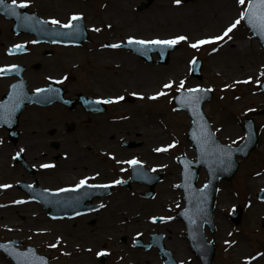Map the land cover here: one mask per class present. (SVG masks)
<instances>
[{
	"label": "rangeland",
	"instance_id": "obj_1",
	"mask_svg": "<svg viewBox=\"0 0 264 264\" xmlns=\"http://www.w3.org/2000/svg\"><path fill=\"white\" fill-rule=\"evenodd\" d=\"M142 1L143 0H122L125 7L107 16L106 11L113 7V5L103 6L107 1H103L102 3L101 0H49L48 2L44 0H31V4L27 7V10L36 13L42 18L54 17L62 22H66L69 13H82L86 25L91 24L94 27L103 26L100 32H91L87 30L89 34L88 39L78 47L47 46L45 44L36 45L31 35L23 33L13 34L11 32V24H9L11 22L8 23V20L0 17V44H3L5 47L7 44L14 41L26 42L28 43L27 46L31 54L26 55L27 58L25 61L29 63H41V68H46V65H50V67L54 68L51 71H41V68L38 71H33L32 69L29 71V69H27L24 76L27 79L29 87L37 84L40 85L44 82V75L42 73H50L54 76H59L65 71L67 79H65V84L63 86L67 88L69 92L68 95H73L81 91L82 93H91L99 97H112L116 96L117 93L126 96L125 98L127 100L122 101V103L119 104L118 102L115 106L110 104V106L107 107V112L101 114L100 117L89 116L92 118L93 122L97 121L98 118H101L102 121L108 119L107 124L110 125L111 122L112 130L113 128L115 129V132L112 134L113 136H124V141L138 143L135 147H123L122 150H124V152L118 156L124 158L129 156L136 158L141 157L145 160L147 166L150 164L152 165V163L156 165V171H160L163 175L161 181L154 187L155 195L150 199L143 197L146 187L131 185L132 187L126 189L120 186L114 189L113 197L118 198L122 196L126 199L128 198L129 203L123 202L122 204H117V199L114 203L110 200L109 208L107 207L101 210L100 213H89L84 217H78L73 220H55L46 215L40 204L30 201L27 195L16 187L17 182L26 180L34 181L35 178H37L39 184L55 187L70 180L74 181L76 176L85 175L88 172H99L102 174L100 179H112L114 173L117 174L116 167V171L112 170L114 167L110 170L109 165H111V161L108 159L107 161H103L100 157L94 162V166L88 162V165H86V167L82 166V169L77 167L76 174L65 175V177L58 176L56 172L45 175L43 171L37 170L36 167L38 162L44 159L55 161L54 157L56 155L60 156L58 153H66L69 155L70 151L77 153L79 145L85 144V142H83L85 137L91 141L90 143L94 144V147L98 148L99 152L102 149L111 150L109 136L105 135V137H103V135L97 133L96 137L93 135L92 130L89 129L88 131H84L82 127L67 133L62 124L67 120L69 116L68 113L64 112L63 116L62 113L54 110L56 106L31 108L36 106L29 105L19 117L21 133L22 129L26 127L32 128V126H29L32 123H27L26 120L36 115L40 119H46L42 124L43 126L39 136L41 139L48 140L47 146L45 145L39 148V150L45 151V158L38 156L37 150L35 149L29 153H23L25 159L29 163L35 165L34 173L30 174L21 164L15 163L13 159L14 152L12 153V151L23 143L22 134L16 142L12 143L8 140L5 129L0 127V141H2L0 142L2 144L0 148L8 146L6 147L7 149L3 151V155L5 156L4 162L0 166V181H8L9 184L12 185L9 191L0 194V201H2L0 205H6V207H0V212H2V209H12L10 212H5L7 216L1 215L0 213V240L15 238L21 241L22 245L20 248H24L26 245L34 246L37 252L50 257L51 264H100L98 259L95 258V253L102 249L108 252V256L103 264H117L118 260L125 258L132 262V264H154L155 261L158 260L157 255L151 257V251H144L133 245V241L137 238L147 241V237L152 231H163L167 235L165 239L166 245L170 248L173 256H175L177 261H184V258H182L180 254H177V251L171 247L172 244L169 242L171 235L172 240L176 237L177 240H181L185 246L187 245L185 239L182 238V233L184 231L183 224L180 223L175 216V212L178 208L183 206L181 192L176 187L179 182V166L176 163V158L182 153L189 157H194V154L190 148V144L186 140V130L190 125V119L184 111L176 108L171 100L176 93L175 85L168 96H162L157 100L150 101L145 98H134L132 96V93H134L133 90L144 92V88L136 84L132 85L129 82L131 79L129 75L133 73L135 69L131 72L123 71L119 74L120 72H118V70L123 67V65L118 68L109 65L106 67V70H104L101 68L102 66H100V64H97L98 61L102 60L116 63L120 62L118 59H121V56H119L121 53L117 52V54L114 52L117 49H108L111 51V54H104V50H99L98 47H101L99 43L103 41H118L117 39L123 37V35L152 38L154 36L168 37L176 34H185V32L182 33V30L179 28H171L175 22L177 23V20L171 17L174 16V12L177 11L178 7L187 9L190 5L189 3L186 4L185 1L182 0V3L177 6L173 3V0H154L151 5L147 3L145 10L139 11L137 5ZM232 1L235 3L236 9L231 16L235 18L239 5L236 3V0ZM162 6L165 7L163 8ZM165 9L168 13L165 12ZM121 12L124 14L117 18L116 16ZM130 13H132V15H130ZM155 14H158L156 15L158 18L166 14L169 23H167V25L159 24V26H154L153 28L139 29L137 27L138 23L142 20L146 21V23L150 22L151 19L149 16ZM136 21H138V23ZM105 23L112 25L111 32L105 31ZM217 31L213 32L207 30L203 32V34L195 33L192 37H189V39L212 35L217 33ZM240 39L254 41L251 33H249L243 22L235 29L232 41H238ZM255 42L257 43V41ZM214 46L215 45H209L207 47L202 46L197 50L190 48L187 42H181L177 45V48L170 53L167 64H157L156 57H154V61L150 63H145L139 59L140 61L137 60V69H141V66L155 68V70H153V74L157 76L154 85L155 91L159 90L162 83L168 80L179 81L181 79L186 80V87L200 85L212 89V98L204 103L203 110L211 122L214 131L217 132V136L224 142L231 144L237 143V141L242 139L244 134L241 121L245 117H251L254 120L255 126L259 131L258 147L253 149L247 158L238 159L239 165L237 172L230 181L219 182V191L216 197L217 205L214 215L216 218L226 222V229H222L216 220V232L211 233L207 231V237L216 240V253L212 264H244L245 257L255 256L257 252L264 253V225L261 223V217L264 215V202L258 201L256 198V192L263 186L257 187L253 192L250 190L251 192L247 194L248 197H250L248 199L245 196L247 191L245 192L243 182L241 181L248 175L249 177L247 178L253 176L252 173L254 172H264V150L261 151V148L264 149V142L262 141V137L264 138V113L261 112L264 106V94L259 90V85L255 83L257 78L261 81L263 79L259 77V72L263 71L264 51L260 47L259 54L256 55L254 60V67L245 72L248 74L252 69L258 70V73L252 76L253 81L248 84H236L232 87L231 85L236 81L234 80L236 78H233L230 73L227 77H223L218 72L216 65L210 61L211 57L215 54L211 51V48ZM45 49H51L52 56H44L42 51ZM194 56L202 60L201 79L194 78L189 74V61ZM12 61L25 63L24 55L10 58L4 54L3 48H0V64ZM92 65H96V67L93 68ZM87 67H91V70ZM113 68H115V70ZM115 73L118 75H114ZM4 81L5 79H0V96L4 91ZM225 84L230 85V87L225 88ZM129 97H131V100ZM135 110L138 113V117L140 116V119L142 118L141 120L145 119V122L139 121V119L137 120V117L132 115ZM80 113H82L81 110H75V112L70 114L80 116ZM127 113L132 115L131 119L127 121H114L115 117L118 119L120 116L127 115ZM111 116L112 120L110 118ZM74 117L75 116H72V118ZM226 120L233 122V124H229L231 126L229 129L226 127L227 124H225L226 126L224 127L223 123H225ZM133 122L134 126L129 129L127 124L129 125ZM149 122H152V126L157 128L158 134L155 135L146 132ZM78 126H80V124H78ZM94 126L99 128L98 124ZM59 129H62V131H59ZM51 131L53 132L51 133ZM51 139H53L55 143H58L56 148L51 145ZM172 141L178 142L175 147L169 149L167 152L157 153L156 157L152 156V151H150L148 147L150 144L158 147L169 144ZM80 156L79 154V158L82 160ZM84 156L90 157L92 154L88 155L87 152V155L84 154ZM58 158L59 159L55 162L59 165L57 168H60V164L67 161V158ZM77 163H75V165ZM64 164H66V162ZM102 167L104 170H101ZM44 176H49L50 179L46 181L42 178ZM198 178V183L200 185L206 180V175L203 170L200 171ZM4 184H7V182H4ZM14 200H24L26 203H23L24 205L21 207L20 204L11 203ZM236 204L244 209L242 221L238 226L228 220V213ZM252 204L262 205V210L254 212V206H251ZM121 210L126 211L128 215L132 213L133 215L137 214L135 217H132V219L137 220L126 221V230L123 233L115 234L108 228L106 223L112 221L114 218H116V220L119 219L117 218L119 216L117 213H121ZM21 211L24 214L21 213ZM110 211H112L111 216L108 214ZM140 212L142 213L141 217L139 215ZM153 216H172L173 219L166 222L153 223L151 220ZM32 217L37 220L36 225L38 227L42 229L49 228V230H51L50 236L55 239L52 243L56 242L57 237L61 238L60 246L57 248H50L44 243V238L41 233L34 235L30 232L32 227H34V222L33 219L31 222L28 221V219ZM90 219L94 220V224H89L91 221ZM117 222L121 223L119 220H117ZM6 224H11V230L6 228ZM173 227H175V229H172ZM110 228L112 229L113 227ZM137 233L140 235H137ZM229 233H231V235H229ZM123 236L126 237L125 241L122 240ZM68 239L69 242L72 243L71 252L70 248L63 244L64 240ZM172 240L170 241L172 242ZM226 240L236 241V243L229 246L225 244ZM172 243L174 247H177V243L180 245L179 241ZM241 244L243 248H239ZM81 246H85L87 251L84 253L81 252ZM236 247L238 248L237 250H235ZM88 249H91V251H88ZM186 250L188 257L192 259L188 264H200L193 256L189 247L186 246ZM65 253H67V255ZM187 253L185 255H187ZM262 257H264V255H262ZM1 262L4 264H12L2 252H0V263Z\"/></svg>",
	"mask_w": 264,
	"mask_h": 264
},
{
	"label": "snow or ice",
	"instance_id": "obj_2",
	"mask_svg": "<svg viewBox=\"0 0 264 264\" xmlns=\"http://www.w3.org/2000/svg\"><path fill=\"white\" fill-rule=\"evenodd\" d=\"M31 3V0H11V4H5V0H0V6H2L4 9L7 10L9 15L15 16L18 19L23 18L25 21H31L34 19V17L28 16L27 14H22L21 12L17 11L18 8L23 9L27 8ZM173 3L177 6H179L182 3V0H173ZM236 3L239 5V8L237 10V15L235 18H233L232 21H230L222 30L221 32L217 34L212 35H205L200 38H196L194 40L189 39V36L186 34H176L171 35L168 37H160V36H154L152 38H141L134 35H129L126 39V43L129 46H137L136 51L140 52L143 55H147L149 51L152 50H158L161 55L164 54V51L166 49L174 48L176 45L180 44L181 42H187L188 46L192 49H200L202 46L205 45H216L217 43H224L225 40H231L233 31L237 29L239 25H241L242 22H245L246 26L249 27L254 33L258 34L262 40H264V0H236ZM83 14L82 13H73L69 16L67 19V22H62L59 19L56 18H50L49 20H39L37 21L40 24H52L59 26L62 29H68L70 31L61 33L63 36H72L75 33H78L81 30V25L78 22L82 20ZM108 27H111V25H108ZM94 31L100 32L101 29L99 27H94ZM123 43L125 41L121 40L118 43H112V44H105L101 45V47H107V48H113L118 49L122 47ZM24 45L23 44H16L13 45L12 48L8 49L9 54H12L14 50H23ZM212 52H217V47L211 48ZM197 58L194 56L189 61V64L192 65V67L189 69L190 71H195V65L197 64ZM18 68L17 65H5L0 67V75H5L9 72L16 71ZM259 77H264V71L259 72ZM52 77H49V80H51ZM64 79H67V77H64ZM253 81L252 76H248L244 80H236L231 85L234 87L236 84H248ZM55 83L61 84L63 83V80H56ZM255 83L257 85L261 84V80L257 78L255 80ZM175 85V92L179 95L174 97V99L178 100L181 105H183L186 108H189L194 116L200 117L202 120L203 117L201 116L199 112V104L204 94L207 92L212 91L210 88H204L200 85H196L194 87H186V80L181 79L179 81L175 80H168L167 82L162 83V86L159 90H157L153 95L149 96L148 99L151 100H157L158 98L162 96H168L169 92L173 89ZM13 90L17 88V85L13 84L11 86ZM225 88L230 87V85L225 84ZM58 89H53L51 87L48 88H41L37 87L35 89V92L37 94H42L45 92H58ZM134 96H139L141 99H143L142 93H132ZM21 97L19 94L16 93H10V101L6 102L2 105H0V122L3 123H9L12 113L15 111V109L19 105ZM124 100V96L116 95L108 98H97V100L94 102L96 104H113L118 103L120 101ZM87 103V102H86ZM175 110V109H174ZM200 135L197 136L196 133H194V138L197 139L199 145H200V151L202 156L213 159L215 163H218L220 165H224L226 162H230V157L232 155V149L228 145H221L218 144L214 139V134L210 131H207V124H200L199 127ZM2 142V141H0ZM177 141H172L169 144L158 146L154 149L155 152H167L169 149L175 147L177 144ZM235 143V142H233ZM24 151L23 148H21L17 153L16 156H19ZM111 159L115 160L117 164H127L130 168L133 169L134 173L136 172L138 167L143 166V161L140 159L133 157L131 159L127 160H117L115 155L109 153L108 154ZM41 168H53L55 167L54 164H41ZM120 171H126V169L121 168ZM152 171H156L155 168L152 169ZM100 175L99 172L95 173L93 176H83L79 179L77 183H75L73 186L69 188H61L57 189V192H75L80 189L88 188V189H107L110 187H113L115 185H120L122 183H125L122 179H113L109 183H89L90 180H95ZM259 175V173H257ZM12 185L10 184H0V189H7L11 188ZM30 187V186H29ZM176 187H186V185H176ZM208 188V184L204 185V188L201 189V192L206 191ZM47 191V190H45ZM261 191H264L262 189ZM11 203L14 204H22L26 203L24 200H14ZM0 207H6V205H0ZM100 208L105 207L104 204L99 205ZM179 207V206H177ZM187 215V212L185 213ZM172 216H160L151 217V220L153 223H156L157 221L160 222H166L169 220H172ZM191 221V218H190ZM11 230V229H9ZM137 235H140L137 233ZM231 235V233H229ZM236 241H225V244L232 246L235 244ZM61 244V238L57 237L55 243H51L48 246L50 248H57ZM0 248L5 249V251H8V247L5 244H0ZM88 251H91V249H88ZM11 255L17 260V264H47V261L43 256H37L35 254V251L31 248H29L27 251H12L10 252ZM67 255V253H65ZM108 253L106 250H101L96 253L97 256L103 257L107 255ZM264 255V253L257 252L255 256L245 257L244 264H251V261L256 260L257 257H260ZM183 264V262H181Z\"/></svg>",
	"mask_w": 264,
	"mask_h": 264
},
{
	"label": "bare ground",
	"instance_id": "obj_3",
	"mask_svg": "<svg viewBox=\"0 0 264 264\" xmlns=\"http://www.w3.org/2000/svg\"><path fill=\"white\" fill-rule=\"evenodd\" d=\"M45 2L49 1V0H44ZM58 1V0H55ZM109 1V5H113L112 8H110V10L106 11L107 16L111 15L114 13H116L119 9H122L125 7V4L122 2V0H107ZM186 4H190L187 9H184L183 7H178L177 11L174 12V16L171 17L174 20H177V23L175 22L171 28L175 29V28H179L180 30H182V33L185 32L186 35H188L189 37H192L195 33L198 34H203V32L209 30V31H213L219 33L221 32V30L230 22L233 20L234 16H231L234 11H235V3L232 0H184ZM115 9V10H114ZM114 10V11H113ZM156 12V11H155ZM163 12V11H162ZM165 12H167V10L165 9ZM168 13V12H167ZM124 14L123 12H121L118 16H116L117 18ZM130 15H132V13H130ZM158 14L155 15H150L149 18L151 19L150 22L146 23V21H140L138 23V21H136L138 23L137 27L139 29H143V28H153L154 26H159L160 25H167V23H169V19L166 17L165 15H161L156 16ZM106 16V15H105ZM198 31V32H197ZM214 33V34H217ZM235 34V30L233 31V33H231L230 35H234ZM197 38V37H196ZM196 38H192L191 40H194ZM190 40V41H191ZM233 38L231 40H225L224 43H222V45L219 47L218 51L211 57L210 61L216 65L218 72L223 76V77H227V75L230 73L232 74L233 78H236L234 80H241V79H246L248 76H253L255 73H258V70L256 69H252L250 70V73L246 74L245 72H247V70L251 69L252 67H254L255 65V57L256 55L259 54L260 51V47L259 45L255 42V40L253 41H246L243 39L240 40H236V41H232ZM102 51V50H101ZM116 52V51H115ZM111 54V51L109 50H105L104 54ZM121 56L120 62L118 63H112L111 61L108 60H102V61H98L100 65H113V66H117V65H123V67H121L118 72H123V71H127V72H131L134 69H136V67L138 66V63L136 61V58L134 55H130V54H122L119 55ZM104 57V55H103ZM97 62V64H98ZM126 65V66H125ZM93 68L96 67V65L92 66ZM144 66H141V69H138L134 72V74H130L129 76L131 77V79L129 80L130 84H136L139 85L141 88H144L143 91L141 92L143 94V97L145 99H148L149 96L153 95L156 91L154 89V85L156 83L157 80V76H155L153 74V70H155L154 67L151 68H146ZM115 69V68H113ZM236 75V76H234ZM128 76V75H127ZM5 86V84H4ZM3 86V88H4ZM139 93V92H138ZM226 117V116H224ZM132 117L130 116L127 120L131 119ZM23 119V118H22ZM139 119V121L145 122L146 120H141L140 117L137 118V120ZM227 119V118H225ZM26 122L32 123L29 126H32V128H28L26 127L25 129H22V142H23V147L26 148L24 150L25 153H29L31 152L33 149L37 150L36 152L39 153L38 155H40V150L39 148L43 147L45 144V140L41 139V137L39 136V133L41 132V128H42V124L44 122L43 119H39L36 115H33L31 118L27 119ZM152 122H149V124L147 125L148 129L146 130V132L150 133V134H158L157 128L155 126H152ZM224 124V127L226 126L225 124H227L226 127H231L230 125L233 124L232 121H227ZM230 124V125H229ZM28 126V125H27ZM128 128L131 129L132 126H134V122L131 124H127ZM110 128V130L107 132V135L110 134L111 139H117L119 138L118 136H113V132H115V129L112 127H108ZM162 132V131H161ZM140 136V135H139ZM138 136V137H139ZM118 140V139H117ZM111 141V140H110ZM262 141L264 142V138L262 137ZM110 147L112 150H114L116 153H122L123 150L121 148H119L118 144L116 143V141H111L110 143ZM149 150L150 151H154V149L156 148V145H149ZM7 148L6 147H2L0 148V166L3 164L4 162V156L3 155V151H5ZM264 149L261 148V151H263ZM153 155H155L153 153ZM46 156H42V158H45ZM119 159V158H118ZM46 161L43 160L42 163ZM75 158L70 157L67 161L66 164H61L60 165V170L58 171V176L60 177H65V175H73L76 174V170L73 167V164H75ZM91 162L92 159H90ZM41 165V164H40ZM40 165L38 166L40 169H42L40 167ZM117 166L119 167L120 165L117 164ZM51 169L45 170L44 172L46 173L45 175H47L48 173H51ZM257 173H259V175H257ZM253 176H251L250 178L246 176L244 179H242L241 181L243 182V188H245V192L246 195L244 193V195L249 199L250 197H248V193L251 192L250 190H255L257 187L260 186H264V172H254L252 173ZM44 180H49L50 177L49 176H44L42 177ZM22 205H24L23 203L20 204V206L22 207ZM251 206L253 207V211L254 212H259L260 210H262L260 204H252ZM12 211L11 208L9 209H2L1 215H5L7 216V214L5 212H10ZM4 212V213H3ZM21 213H23L21 211ZM24 214V213H23ZM118 214V213H117ZM119 219V221H121V223L117 222L116 218L112 219V221H109L106 223V225L108 226V228L113 231L115 234L118 233H123L126 230V220L127 217L123 216L122 212L121 214L117 217ZM34 222V227H32V230H30V232L32 234H37V233H41V235H43L44 238V243L46 244V246H48L50 243L54 242L55 239H53V237H51V230L48 229H42L40 227H38L37 224V220H35L33 217L28 219V221H32ZM37 219V218H36ZM217 223L219 224V226L222 229H226V222L222 221V219H218L217 218ZM110 227H113L112 229ZM6 228L11 229L12 226L11 224H6ZM172 229H175V227H173ZM121 235V234H119ZM118 235V236H119ZM172 242H176V239L172 240ZM64 246L70 248V252H71V246L72 243L69 242L68 240H64L63 242ZM243 245L241 244L239 248H243ZM86 247L85 246H81L80 250L81 252H85L86 251ZM178 254H180V256L182 258H184L187 252L185 250V248L182 246V244H180V247L178 248ZM238 248L236 247L235 250H237ZM82 253V254H83ZM179 256V255H178ZM0 264H4L3 262H1ZM80 264H84V263H80ZM117 264H132V262L128 261L126 258L125 259H120L117 261ZM251 264H264V257L260 256L257 257L256 260L251 261Z\"/></svg>",
	"mask_w": 264,
	"mask_h": 264
},
{
	"label": "water",
	"instance_id": "obj_4",
	"mask_svg": "<svg viewBox=\"0 0 264 264\" xmlns=\"http://www.w3.org/2000/svg\"><path fill=\"white\" fill-rule=\"evenodd\" d=\"M205 99H206V96H203L200 101L199 112H201L200 111L201 104L203 103ZM194 120H195V128L196 126L197 128H199L200 124H203V121L197 116H194ZM252 126H253L252 122L249 120L245 123V129H246L248 136L243 142L240 143V145L244 143L245 145L243 148H240L239 150V153H241L243 157H245L251 151V149L256 145L257 134L255 133ZM193 134L194 133H192V135ZM231 149L236 150L238 148L231 147ZM198 153H199L198 154L199 160H198L197 166H199V164L201 163L203 164H207V163L213 164L214 163L213 164L214 167H219V164L215 163L213 159L202 156L201 151H199ZM233 154L234 152H232V155L230 157V162H226L224 165L220 166L219 170L217 171L218 173L211 178V181L208 183V188L204 192L197 190L194 186L196 172L195 171L191 172L187 169V167L190 166L192 162L190 161L189 163L186 164L182 160V158L180 159V163L183 167L182 176L184 179L182 185H186L184 189L187 190L186 199H187L188 205H187V210H186L187 212L186 219L189 223L188 226L190 230L188 233V237L192 245L195 247V249L200 254L203 264H210L211 257L213 255V249L212 247L209 249L207 246L203 245V238L201 235L202 234L201 226L204 224L203 222L205 221L209 222L211 219L212 197L214 195L215 181L217 180L219 176L230 177L232 173H234L235 163H234ZM227 171L231 173L230 176H229V173L227 175ZM261 195H264V192H262ZM190 218H191V221H190Z\"/></svg>",
	"mask_w": 264,
	"mask_h": 264
}]
</instances>
